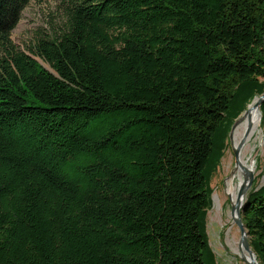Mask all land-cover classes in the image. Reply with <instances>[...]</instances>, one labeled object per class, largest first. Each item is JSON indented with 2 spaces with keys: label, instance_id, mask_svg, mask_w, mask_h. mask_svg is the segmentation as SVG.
<instances>
[{
  "label": "trees",
  "instance_id": "1",
  "mask_svg": "<svg viewBox=\"0 0 264 264\" xmlns=\"http://www.w3.org/2000/svg\"><path fill=\"white\" fill-rule=\"evenodd\" d=\"M31 1L0 0V264H206L216 141L264 92V0H63L21 51ZM247 205L264 264V182Z\"/></svg>",
  "mask_w": 264,
  "mask_h": 264
},
{
  "label": "rangeland",
  "instance_id": "2",
  "mask_svg": "<svg viewBox=\"0 0 264 264\" xmlns=\"http://www.w3.org/2000/svg\"><path fill=\"white\" fill-rule=\"evenodd\" d=\"M63 8V0L31 1L23 10L18 24L10 34V40L13 45L19 50L25 51V49L31 46L37 38L45 35H51L58 31L59 27L62 26L63 23ZM256 93L257 92L254 91L252 98L244 97L234 105L236 110H243L235 120L242 116L252 99L256 97ZM234 108L232 110H234ZM260 111H262L261 116H263L262 129L264 132V105ZM231 117H233V114L230 112L228 113L225 125L228 124L227 122L231 121ZM223 128L225 132L227 126H224ZM230 128L228 129L227 137L224 140L220 156L218 157V149L220 148L219 140L221 138L216 141V148L214 149L215 154L209 163L210 173L208 175V184L210 188V204L204 215L203 226L208 249L210 250L211 255H208L207 252L204 254L203 258L206 264H244L240 258L237 256H228L226 251L223 250L224 238L228 229L235 227L234 229L238 231L236 238L239 240L240 237L239 230L231 218L232 204L229 197L225 193L226 180L231 176L235 167L234 153L230 145V138L228 137ZM254 168L255 173L253 175V182L250 189L247 191V194L252 188L259 187L264 182V142L262 147L257 150L256 155L254 156ZM247 194L244 197V202ZM216 215L218 217L221 216L222 220L218 224V227L214 230V227L212 226L214 225V217H217ZM218 250L220 251L218 252Z\"/></svg>",
  "mask_w": 264,
  "mask_h": 264
},
{
  "label": "bare ground",
  "instance_id": "3",
  "mask_svg": "<svg viewBox=\"0 0 264 264\" xmlns=\"http://www.w3.org/2000/svg\"><path fill=\"white\" fill-rule=\"evenodd\" d=\"M255 103L256 100L249 105L248 112L240 118L231 133L230 145L232 150L237 152L236 164L231 176L226 180L225 188V193L229 197L231 204H235L237 200V193L239 188L244 183L245 173L249 172L254 175V156L256 155L257 150L262 147L264 142L261 111L255 107ZM221 220V216L214 217V225L212 226L214 227V230L218 227ZM234 228L231 227L226 232L223 250L226 251L228 256H237L244 264H247L251 258L236 238L238 231ZM247 240L249 242V239ZM219 251L220 250H218V252ZM253 258L256 264H259V261L254 253Z\"/></svg>",
  "mask_w": 264,
  "mask_h": 264
},
{
  "label": "water",
  "instance_id": "4",
  "mask_svg": "<svg viewBox=\"0 0 264 264\" xmlns=\"http://www.w3.org/2000/svg\"><path fill=\"white\" fill-rule=\"evenodd\" d=\"M263 46H264V42H263ZM254 100H256L255 107L257 109H260L261 105L264 103V92L261 95L254 97L252 99L251 103ZM249 105L247 106L246 110L243 112L242 116L248 112ZM241 117H239L237 120H235V122L232 124L230 131H229V135H228L229 138H231V133H232L233 129L235 128V126L237 125V123L239 122ZM233 153H234L235 164H236L237 152L235 150H233ZM253 178H254V176L252 175V173H249V172L245 173L244 183L239 188L238 193H237V200H236L235 204H232V206H231V218L239 230L240 245L243 246L244 250L249 254V256L251 258L250 261L247 262V264H256V262L254 261L253 252L250 250L249 242L247 240L248 234L246 232V228L240 219V211H242V214L244 215L250 206V205H247L246 207H244V205H243L244 199L243 198L247 194V191L250 189L252 182H253Z\"/></svg>",
  "mask_w": 264,
  "mask_h": 264
}]
</instances>
